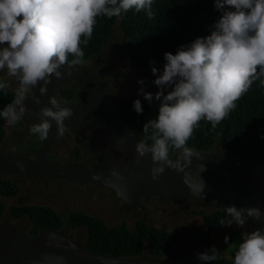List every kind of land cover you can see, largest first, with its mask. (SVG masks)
Masks as SVG:
<instances>
[{"label": "clouds", "instance_id": "clouds-1", "mask_svg": "<svg viewBox=\"0 0 264 264\" xmlns=\"http://www.w3.org/2000/svg\"><path fill=\"white\" fill-rule=\"evenodd\" d=\"M153 2L0 0V71L7 69V76L16 82L14 99L0 110V117L8 126L17 124L29 111L24 101L38 82H44L40 92L47 95V84L53 75L62 77V66L82 62L81 43L85 46L89 43L98 16L123 19L124 14L135 9L137 13L145 11L151 19ZM214 7L221 15L211 34L181 45L175 54L166 52L162 71L155 67V61H150L156 77L153 83L159 90L155 93L145 92L143 87L139 90L150 104L154 100L160 102L156 118L143 126L152 143L138 141L135 149L140 158L151 153L153 180H159L166 169L185 173L192 158L198 157L186 145L199 122L207 120L215 128L237 107L236 101L253 82L264 77V0H214ZM69 54L74 57L71 61ZM138 83L145 82L141 79ZM8 87L0 79V91ZM49 103L51 107H42L39 122L30 127V134L40 140L48 138L52 121L62 136L65 119L73 116L72 109L62 107L55 96L49 98ZM133 108L137 114L143 113L140 99L133 102ZM172 149L182 150L179 159L170 157ZM204 170L202 166L201 172ZM111 176L123 179L115 170ZM184 183L193 193H203L206 187L200 177L193 183L188 173ZM225 209L231 219L221 220L222 226L235 224L243 228L249 217L264 222L261 219L264 212L259 207L231 205ZM225 243H229L228 236ZM196 256L199 261L211 264L220 258V251L213 245ZM234 264H264V228L245 234L235 252Z\"/></svg>", "mask_w": 264, "mask_h": 264}, {"label": "water", "instance_id": "water-1", "mask_svg": "<svg viewBox=\"0 0 264 264\" xmlns=\"http://www.w3.org/2000/svg\"><path fill=\"white\" fill-rule=\"evenodd\" d=\"M22 19V17H21ZM90 65H64L62 77H51L47 95H41L44 82L31 89V101L26 113L39 121L40 109L51 107L49 98L55 96L62 107H69L73 116L64 121L65 129L74 136L81 151L94 156L91 168L60 164L47 158L53 143L60 137L57 125L37 152L35 159L0 153V172L17 173L29 177L57 178L78 184H97L112 190L120 211L133 213L142 208L141 201L156 198L160 202L210 200L214 203L234 204L238 208L259 207L264 212V161L253 162L232 156L223 150L194 152L192 163L185 169L193 183L202 178L203 193H193L184 183L185 173L172 169L153 180L151 153L140 158L136 152L138 140L124 120L115 113L110 98V85L102 74L93 72ZM79 86L82 95L78 103L61 98L62 88ZM37 100L40 101L37 103ZM55 110V109H54ZM181 154L170 155L173 160ZM139 160V162H137ZM22 164V167L20 166ZM202 166L205 170L202 171ZM115 170L123 177L111 176ZM260 227L264 222L248 218ZM264 219V216L261 217ZM0 264H201L197 256L171 259L115 258L86 250L80 241L66 237L59 230L41 228L35 235L0 223Z\"/></svg>", "mask_w": 264, "mask_h": 264}, {"label": "trees", "instance_id": "trees-1", "mask_svg": "<svg viewBox=\"0 0 264 264\" xmlns=\"http://www.w3.org/2000/svg\"><path fill=\"white\" fill-rule=\"evenodd\" d=\"M152 10L154 15L151 19L145 11L137 13L135 9L124 14L123 19L98 16L89 43L86 46L81 43L84 51L82 62L103 51L113 34L116 22L119 21L123 45L132 67L152 74L150 61H155V67L162 71L166 63V52L175 54L181 45L210 35L213 25L221 15L214 7V0H154ZM68 59L71 61L74 57L69 54ZM261 80L253 82L251 88L236 101L237 107L215 128L211 122L201 120L186 146L193 152L223 150L247 161H264V84ZM81 93L79 86L67 85L62 88L61 98L73 103L81 99ZM14 95L15 90L0 91V110L11 103ZM134 101L120 103L116 114L129 126L138 141L151 144L152 141L143 132V126L148 120L156 118L159 105L152 109L146 101L141 100L143 113L137 114L133 108ZM5 134L4 119L0 117V143ZM150 134L151 131L148 135ZM180 153L182 150L170 151V155ZM69 158L73 162L82 159V152L77 145L72 149ZM91 162L88 158L87 163ZM18 193L19 188L15 184L8 180L0 181V197L12 198ZM4 210L5 204L0 200V222ZM10 214L13 220L28 218L30 229L27 233L30 235H35L41 228L61 230L65 225L73 229L83 228L87 233L83 243L87 251L115 258H141L146 248L148 258L164 259L179 241L176 234L149 226L140 220L130 230L126 222L109 227L101 218L78 211L69 213L67 219L63 220L51 208L43 206H12ZM195 214L202 216L203 229L191 234V238L196 243L209 247L212 232L222 227L219 222L227 221V217L222 212L205 214L203 211H196ZM227 236L229 243L224 241L223 248L228 250L231 258L220 256L211 264H234L235 252L244 237L235 232Z\"/></svg>", "mask_w": 264, "mask_h": 264}, {"label": "rangeland", "instance_id": "rangeland-1", "mask_svg": "<svg viewBox=\"0 0 264 264\" xmlns=\"http://www.w3.org/2000/svg\"><path fill=\"white\" fill-rule=\"evenodd\" d=\"M112 55H114L112 65L118 71L129 73L131 79L137 81L143 79L145 82L144 85L139 83L136 86L131 85L125 94L122 92V86L120 87L119 92L111 99L115 113L120 103L136 99L146 101L152 109L156 108L160 104L159 101L154 100L150 104L139 94L141 87L144 88L145 92H157L159 89L153 83L156 77L153 74L132 67L123 45V36L119 27V21L116 22L113 34L100 54L101 57H111ZM89 61L90 59L83 61L81 64L89 65ZM0 78H3L10 85L9 88L11 90H15V78L7 76V69L0 71ZM30 101L31 90L24 101L25 105ZM38 122V120L29 116H24L13 126H8L5 121L6 136L0 144V152L31 157V149L42 141L38 136L30 134V127ZM75 145H77L75 138L66 130L52 147L50 159L61 164L87 167L84 161L79 163H72L70 161L69 155ZM2 179H8L17 184L20 188V193L14 198H1L5 203V211L1 218V223L19 228L25 233L30 229L29 220L27 218H21L17 221L12 220L10 215L11 206H47L58 213L63 220L67 219L70 212L79 211L103 219L109 227L126 222L130 230L133 229L138 220L144 221L149 226L161 228L179 237L176 246L167 253L164 259L194 256L197 253L210 249L213 245L220 251V256L230 259L228 250L223 248L225 236L235 232L242 234L244 237L246 233L261 229L258 224L251 222L248 218L243 228H239L235 224L231 227L222 226L212 232L211 246L206 247L196 243L191 238V234L203 229V218L195 214V212L203 211L205 214L222 212L228 220L231 217L227 216L225 207L234 204L214 203L210 200H190L186 203L180 201L160 202L156 198H151L148 201H141L142 208L136 209L135 212L138 214L133 216L131 213L126 214L119 210L117 197L112 190L102 188L95 184L79 185L60 179H47L45 177L32 180L24 176L0 173V180ZM27 197L28 199H26ZM60 231L66 237L80 241L82 244L87 237L85 229H72L68 225L64 226ZM142 257L148 258L146 248ZM198 262L204 264L199 260Z\"/></svg>", "mask_w": 264, "mask_h": 264}, {"label": "flooded vegetation", "instance_id": "flooded-vegetation-1", "mask_svg": "<svg viewBox=\"0 0 264 264\" xmlns=\"http://www.w3.org/2000/svg\"><path fill=\"white\" fill-rule=\"evenodd\" d=\"M101 54V53H100ZM100 54L99 55H97V56H95V57H93V58H91L90 59V61H89V65L91 64V62H94L95 63V65H94V68H93V72H95L96 74H102V79L104 80V81H106L109 85H110V98L112 99V97L115 95V94H117L118 92H119V89H120V87L122 86V92L125 94L126 92H127V90H128V88L132 85V86H136L137 85V83H138V81L137 80H135V79H131L130 78V74L129 73H126V72H124V71H118L113 65H112V61H113V58H114V55H112L111 57H101L100 56ZM88 66V65H87ZM0 79H3V78H0ZM4 80V79H3ZM4 82H6L5 80H4ZM75 87V86H74ZM8 90H11L9 87L7 88ZM81 95H82V93H81ZM80 101V100H79ZM79 101H77V102H73V103H78ZM30 103V102H29ZM25 116H29V117H32V116H30V115H28V114H25ZM33 118V117H32ZM35 119V118H34ZM4 123H5V120H4ZM5 128V127H4ZM66 130H68V129H65V131ZM64 131V132H65ZM69 131V130H68ZM6 132V131H5ZM5 136H6V134H5ZM73 136V135H72ZM61 137V136H60ZM60 137L53 143V145L51 146V148H50V150H49V152L47 153V158H48V160H50V161H54V160H51L50 159V153H51V150H52V147L54 146V144L60 139ZM74 137V136H73ZM5 138V137H4ZM4 140V139H3ZM76 140V139H75ZM3 142V141H2ZM1 142V143H2ZM77 142V141H76ZM0 143V144H1ZM42 143H43V140L41 141V143H39L36 147H33L32 149H31V152H32V156L31 157H27V156H22V155H18V154H13V153H2V152H0V153H2V154H12V155H18V156H21V157H25V158H28V159H35L36 157H37V152L39 151V149H40V147L42 146ZM76 146V145H75ZM74 146V147H75ZM77 146H78V144H77ZM73 147V148H74ZM79 147V146H78ZM80 149V148H79ZM81 150V149H80ZM72 151V150H71ZM82 152V159L80 160V161H78V162H73V161H71L72 163H79V162H82V161H84L85 162V164H86V166L87 167H82V166H76V167H82V168H91L94 164H95V162H96V159L94 158V156H91V155H88V154H86V153H84L83 151H81ZM70 154H71V152H70ZM69 157H70V155H69ZM91 159L92 160V162L91 163H87V159ZM70 159V158H69ZM54 162H56V161H54ZM58 163V162H57ZM61 164V163H60ZM68 165H71V164H68ZM72 166H75V165H72ZM1 173V172H0ZM2 174H11V173H2ZM13 175H18V176H24V177H26V178H28V179H32V180H36V179H41V178H43V177H45V178H47V179H52V178H48L47 176H43V177H37V178H34V177H29V176H27V175H20V174H17V173H12ZM53 179H57V178H53ZM2 180H8V179H2ZM2 180H0V181H2ZM61 180V179H60ZM8 181H10V180H8ZM63 181H65V180H63ZM11 183H13V184H15L14 182H12V181H10ZM68 182V181H67ZM70 183H74V182H70ZM75 184H78V183H75ZM86 184H91V183H86ZM18 188H19V186L17 185V184H15ZM79 185H81V184H79ZM95 185H97V184H95ZM99 186V185H98ZM103 188V187H102ZM106 189V188H105ZM19 193H20V188H19ZM19 193H18V195H19ZM18 195H16V196H18ZM15 196V197H16ZM1 198H3V197H0V200H1ZM12 198H14V197H12ZM26 199H28V197L26 198ZM5 204V203H4ZM25 206H43V205H25ZM12 207V206H11ZM10 207V208H11ZM43 207H47V206H43ZM48 208H50V207H48ZM52 209V208H51ZM138 209V208H137ZM53 210V209H52ZM136 210V209H135ZM5 211V210H4ZM54 211V210H53ZM55 212V211H54ZM73 212V211H72ZM79 212V211H78ZM122 212V211H121ZM71 213V212H70ZM82 213V212H81ZM135 213V215H133V213H131L133 216H136V214H138V213H136V212H134ZM3 214H4V212H3ZM58 214V213H57ZM85 214V213H84ZM127 214V213H126ZM129 214V213H128ZM11 215V214H10ZM69 215V214H68ZM90 216V215H89ZM2 217H3V215H2ZM1 217V218H2ZM92 217H94V216H92ZM24 218H26V217H24ZM99 218V217H98ZM28 219V218H27ZM13 220V219H12ZM19 220V219H18ZM103 220V219H102ZM14 221H17V220H14ZM1 223V222H0ZM2 224V223H1ZM106 224V223H105ZM107 225V224H106ZM66 226V225H65ZM69 226V225H68ZM11 227V226H10ZM264 227V225L261 227V228H263ZM16 228V227H15ZM72 228V227H71ZM19 229V228H18ZM73 229V228H72ZM78 229H83V228H78ZM21 230V229H20ZM60 231V230H59ZM28 234V233H27ZM71 239V238H70ZM191 256V255H190ZM194 256H196V255H194ZM187 257H189V256H187ZM198 260V259H197Z\"/></svg>", "mask_w": 264, "mask_h": 264}]
</instances>
